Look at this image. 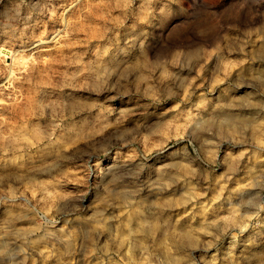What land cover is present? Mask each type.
Wrapping results in <instances>:
<instances>
[{
	"label": "rangeland",
	"instance_id": "obj_1",
	"mask_svg": "<svg viewBox=\"0 0 264 264\" xmlns=\"http://www.w3.org/2000/svg\"><path fill=\"white\" fill-rule=\"evenodd\" d=\"M0 264H264V0H0Z\"/></svg>",
	"mask_w": 264,
	"mask_h": 264
},
{
	"label": "bare ground",
	"instance_id": "obj_2",
	"mask_svg": "<svg viewBox=\"0 0 264 264\" xmlns=\"http://www.w3.org/2000/svg\"><path fill=\"white\" fill-rule=\"evenodd\" d=\"M13 4H14V3H13ZM21 34H22V33H21ZM29 43H30V42H29ZM29 43H28V44H29ZM21 45H22V44H21ZM4 55H5V54H4ZM24 62H25V61H24Z\"/></svg>",
	"mask_w": 264,
	"mask_h": 264
}]
</instances>
